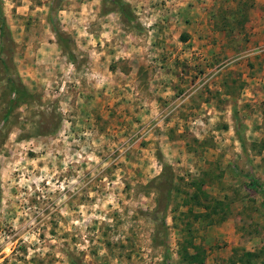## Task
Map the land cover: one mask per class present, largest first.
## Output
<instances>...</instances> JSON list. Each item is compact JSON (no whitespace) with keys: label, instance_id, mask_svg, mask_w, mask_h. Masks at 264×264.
Returning <instances> with one entry per match:
<instances>
[{"label":"rangeland","instance_id":"1","mask_svg":"<svg viewBox=\"0 0 264 264\" xmlns=\"http://www.w3.org/2000/svg\"><path fill=\"white\" fill-rule=\"evenodd\" d=\"M51 2L0 0V264H264V0Z\"/></svg>","mask_w":264,"mask_h":264},{"label":"trees","instance_id":"2","mask_svg":"<svg viewBox=\"0 0 264 264\" xmlns=\"http://www.w3.org/2000/svg\"><path fill=\"white\" fill-rule=\"evenodd\" d=\"M59 1L60 0H52L51 2V12L53 13L58 10L59 8ZM104 5L108 4L112 7V10L116 11L119 16L121 17L122 21L126 23L128 26H136V20L135 16L131 12V9L127 3L124 2V0H100ZM239 14V15H237ZM234 17L236 16H243V18H246V10L244 9V6L238 10L234 11L233 14ZM53 20V19H52ZM54 22V21H53ZM229 25V22L227 19L225 20V26ZM241 24V23H240ZM6 22L2 14V10L0 7V33L6 34L7 28H6ZM56 33V39L57 42L63 52L67 54L69 57H72V54L69 50L68 46V37L64 35L61 31H59L57 28H55ZM2 48L0 47V56H1ZM0 65H2L3 72L6 76H8L9 73V66L7 63V60L3 57L0 59ZM7 92L10 96L7 101V110L4 112V119L5 117L10 114V112L17 106L21 104H26L29 102V100L32 99V95H30L24 86L21 84L16 83L13 79L8 78L7 79ZM235 134L242 146H244V139L239 131L238 126L235 127ZM245 188L249 191H253L257 193L260 196L261 205L264 208V184L261 183L258 179H255L254 177H250L247 179ZM193 198H196L195 195L192 196ZM161 228H165V223L163 221ZM187 244L186 246H180L179 249V257L182 262H185L187 264H192L195 262H199V264H202V255L201 251L198 247L193 245L192 239L186 240ZM188 248H192V250H197L196 255L190 254L188 252ZM166 264V263H165Z\"/></svg>","mask_w":264,"mask_h":264},{"label":"crops","instance_id":"3","mask_svg":"<svg viewBox=\"0 0 264 264\" xmlns=\"http://www.w3.org/2000/svg\"><path fill=\"white\" fill-rule=\"evenodd\" d=\"M263 3H264V2H263ZM263 3H262V4H263ZM262 6L264 7V5H262Z\"/></svg>","mask_w":264,"mask_h":264}]
</instances>
